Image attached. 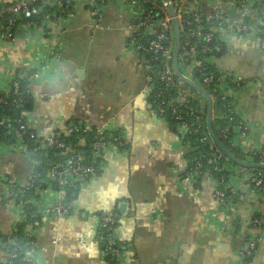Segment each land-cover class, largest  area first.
Instances as JSON below:
<instances>
[{
  "label": "crops",
  "instance_id": "obj_1",
  "mask_svg": "<svg viewBox=\"0 0 264 264\" xmlns=\"http://www.w3.org/2000/svg\"><path fill=\"white\" fill-rule=\"evenodd\" d=\"M207 8L235 16L215 2ZM133 19L125 4L113 1L105 5L98 28L89 0H73L70 13L55 23L20 25L12 41L0 40V93H9L20 74L43 67L37 79L27 81V113L40 138L80 120L120 134L127 146L108 150L100 175L71 198L63 201L55 190L39 197L44 210L63 204L71 211L44 217L36 228L33 264H104L98 228L108 213L116 215L119 264H240L244 238L258 240L250 264H264V228L249 226L255 215H264V198L251 192L248 173L236 170L240 179L232 180L245 201L223 206L210 177L184 181L187 153L174 127L152 114L144 59L128 42ZM222 46L212 64L244 81L232 91L234 113L248 127L247 142L260 147L264 51L254 35L224 34ZM51 52L57 57L44 65ZM32 173L26 155L0 145V174L27 182ZM22 210L0 200V239L18 228ZM3 255L0 247V260Z\"/></svg>",
  "mask_w": 264,
  "mask_h": 264
},
{
  "label": "built area",
  "instance_id": "obj_2",
  "mask_svg": "<svg viewBox=\"0 0 264 264\" xmlns=\"http://www.w3.org/2000/svg\"><path fill=\"white\" fill-rule=\"evenodd\" d=\"M113 1L125 4L134 13V19L128 27V42L144 59L152 114L165 122L170 120L175 123L185 153L198 149L191 141L185 142V136L195 137L209 150L208 154H200L191 165L188 160L182 175L184 181L195 182L208 176L215 184L214 197L221 206L232 203L233 198L244 202L245 197L232 184V180H238L240 176H236L235 169L227 167L226 161L229 160L213 145L207 132L204 99L177 78L175 81L172 69L174 29L165 4L162 0H89V12L98 28L105 5ZM213 2L226 6L235 16L230 18L213 11L208 13L207 5ZM38 3L39 0L0 2V40L12 41L20 25L35 26L37 23L34 18L42 16L45 7L57 10L68 8L73 0H42ZM170 3L180 29L178 66L182 64L185 67L187 76L180 72L207 91L212 102V120L214 102L218 100L222 103L223 108L215 116L223 125L219 129L222 138L228 139L231 147L242 153L244 162L256 163L254 158H258L260 162L256 164H264V145L257 147L247 142L248 127L234 113L232 91L241 89L244 81L231 74L209 72L204 67V64H211L223 52L224 34L240 38L257 36L260 48L264 51V0H170ZM61 18L53 12L43 15L40 23H55ZM50 57L56 58L57 54L51 52L46 56L44 65ZM155 61H161L157 68L151 64ZM42 68L20 74L12 82L9 92L18 95L17 81L37 79ZM196 101L197 106H193L192 103ZM13 103L24 109L22 98L14 99ZM0 104L7 102L0 98ZM230 134L232 136L228 138ZM0 145L26 155L33 167L32 176L27 182L0 174V200L10 201L24 210L20 223L23 226V243L21 245L19 242L17 229L4 240L0 239V247L4 252L0 264H33L36 255L35 232L39 221L41 223L44 217L52 214L67 215L71 211L70 206L63 204L52 210H44L39 206V197L49 190H55L64 201L68 195L83 189L100 175L104 154L108 150L127 149L120 134L80 120H70L62 128L40 138L33 120L24 110L17 117H0ZM225 173H229L228 178L224 177ZM215 174L220 177L216 178ZM245 181L252 193L262 195L264 175L261 172L247 174ZM30 193L33 195L26 198ZM25 209L32 211L31 218L40 216V220L30 222ZM116 223V215L112 213L103 215L100 220L98 239L103 243L101 255L104 264L120 262L122 252L115 236ZM249 226L264 228V219L253 217ZM257 248L258 240L244 238L243 247L238 253L240 264H250L248 260L252 259Z\"/></svg>",
  "mask_w": 264,
  "mask_h": 264
},
{
  "label": "trees",
  "instance_id": "obj_3",
  "mask_svg": "<svg viewBox=\"0 0 264 264\" xmlns=\"http://www.w3.org/2000/svg\"><path fill=\"white\" fill-rule=\"evenodd\" d=\"M42 0H39V3L41 2ZM38 3V4H39ZM71 11V6H69L68 8H61L60 10H57V9H51V8H48V7H45V9L43 10V13H42V16L43 15H47V14H52L53 12H55L56 14H59L60 16L62 17H65L66 15H68ZM42 16H38L36 18H34L35 22L37 24H40V20L42 18ZM221 55V54H220ZM220 55H218L217 57H219ZM154 67H159L161 65V61H155V62H152L151 63ZM204 67L207 69V71L209 72H215V67L214 65L211 63V64H204ZM175 78V81H177L176 77ZM17 80V79H16ZM27 79H19L17 82H18V85H19V90H18V95L14 94L13 91L7 93V94H2L0 93V98H2L3 100H6L7 104H0V117L2 116H8V117H17L19 115V112L20 111H26L28 112V110L25 109V105L29 102V99H30V94H29V91H27ZM208 92L211 94L210 90L207 89ZM195 93V92H194ZM18 98H22L23 101H24V109L21 108V106H18L16 104L13 103V100L14 99H18ZM193 106H197V101L196 102H193L192 103ZM222 103H220L218 100H216L213 104V120H212V126H213V130L215 132V135L216 137L220 140V142L224 145V147L226 149H228V151H230L235 157H237L238 159L242 160V161H245V157L242 155V153L236 149V148H233L231 147L230 143H229V140L228 139H223L220 132H219V129L221 127H223V125L221 124V122H219L215 116H216V113L218 110L222 109ZM168 123L174 127V130L176 131L175 129V123L172 122V121H168ZM205 124V122H204ZM177 132V131H176ZM178 133V132H177ZM232 134L229 135L228 138H231ZM185 142L187 141H191L195 146L198 147L197 150L195 151H191L187 154V158L188 160L190 161V164L192 162H194L199 156L200 154L202 153H205V154H208L209 153V150L204 146L202 145V143H200L198 140L195 139V137H191V136H185ZM7 141V140H6ZM254 162L256 163H259L260 160L258 158H254ZM226 165L227 167H229V169L233 170H239L240 172H246L248 174H255V173H262L264 175V171H259V170H253V169H243V168H240L238 166H236L235 164H233L232 162L230 161H226ZM101 173V172H100ZM224 177H229V173H225L223 174ZM215 177L218 178L220 177L219 174H215ZM41 179V177L39 178V180ZM200 178L199 179H196V182H199ZM263 198H264V186H263V189H262V192H261ZM33 194L30 193L28 195H26V198H30ZM229 196V194H227ZM67 198H71V195H68ZM235 200V198H233ZM66 203H67V200H66ZM65 204V203H64ZM25 213H27V217H29V221L30 222H35L36 220H40V216H38V218H31V213L32 211L29 209H25ZM255 217L257 218H263L264 219V215L261 217L259 215H255ZM39 224H40V221H39ZM22 228L23 226L20 224L17 228V236H18V239H19V242L20 244L22 245V237H21V233H22ZM119 248L121 250V246L119 245ZM21 256V255H20ZM19 256V257H20ZM249 263L251 262V259L248 260Z\"/></svg>",
  "mask_w": 264,
  "mask_h": 264
},
{
  "label": "water",
  "instance_id": "obj_4",
  "mask_svg": "<svg viewBox=\"0 0 264 264\" xmlns=\"http://www.w3.org/2000/svg\"><path fill=\"white\" fill-rule=\"evenodd\" d=\"M165 4L166 10L169 14V16L172 18V25L174 29V51H173V60H172V69L173 73L176 76V78L187 88H190L194 91H196L205 101L206 104V129L207 132L211 138V141L213 145L220 150V152L233 164L236 166L243 168V169H253V170H261L264 171V164H256V163H247L244 162L237 157H235L228 149L224 147V145L220 142V140L216 137L215 132L213 130L212 126V102L211 99L207 93V91L199 86L198 84L190 81L188 78L184 77L182 73L180 72L179 66H178V56L180 52V29L178 25V21L175 17V12L173 9L172 4L170 3V0H162ZM30 104L27 103L25 105V109L29 110ZM123 207H121L122 209Z\"/></svg>",
  "mask_w": 264,
  "mask_h": 264
},
{
  "label": "rangeland",
  "instance_id": "obj_5",
  "mask_svg": "<svg viewBox=\"0 0 264 264\" xmlns=\"http://www.w3.org/2000/svg\"><path fill=\"white\" fill-rule=\"evenodd\" d=\"M179 69L182 73L186 74L185 67L182 64L180 65ZM194 95L197 96V98L201 100V97L197 93H194Z\"/></svg>",
  "mask_w": 264,
  "mask_h": 264
}]
</instances>
